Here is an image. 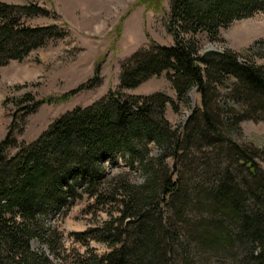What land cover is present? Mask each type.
Segmentation results:
<instances>
[{
	"label": "trees",
	"instance_id": "trees-1",
	"mask_svg": "<svg viewBox=\"0 0 264 264\" xmlns=\"http://www.w3.org/2000/svg\"><path fill=\"white\" fill-rule=\"evenodd\" d=\"M258 12L264 13V0H170L167 30L175 44L152 42L123 61L116 91L62 115L31 143L18 144L13 121L0 143V264H52L32 242L59 249L49 216L86 196L109 218L74 236L85 245L102 243L108 252L91 251L77 264H201L203 259L191 257L193 244L203 254L226 247L222 251L232 264H264V171L256 162H264V150L233 143L224 131L240 119L232 118L233 108L224 119L215 103L230 84L231 96L264 116V63L241 60L230 50L201 55L197 39L200 33L219 39L221 28ZM40 15L52 12L34 3L0 5V64L22 60L48 40L66 36L65 24L20 23ZM163 73L178 101H188L193 87L200 97L182 128H173L165 117L168 105L178 110L167 95L126 93ZM102 80L98 64L94 76L69 95L97 88ZM149 144L160 156H149ZM213 146L229 161L217 163L207 178L210 163L202 162L203 170L195 166L203 147ZM10 149L17 152L9 155ZM125 154L142 170L144 183L123 176L108 181L105 164Z\"/></svg>",
	"mask_w": 264,
	"mask_h": 264
},
{
	"label": "rangeland",
	"instance_id": "rangeland-1",
	"mask_svg": "<svg viewBox=\"0 0 264 264\" xmlns=\"http://www.w3.org/2000/svg\"><path fill=\"white\" fill-rule=\"evenodd\" d=\"M33 3L50 10L52 15L23 17L21 25L41 28L65 24L67 34L64 38L48 40L43 47L32 50L22 60L6 59L0 64V143L7 137L13 121H16L15 138L18 144L35 141L62 115L78 107H88L110 91H116L119 87L121 64L134 53L152 42L161 46L175 44L167 30L170 0H0L1 6ZM197 39L199 53L203 43L212 40L215 41L212 47L218 49L212 52L230 50L237 53L241 60L248 58L262 65L264 13L258 12L252 17L236 20L228 27L221 28L219 39L211 38L206 33L198 34ZM98 64H101L102 84L97 88L69 95L94 76ZM229 85L220 89V97L215 99V103L224 119L228 116V110L233 108L235 114L232 118L240 119V123L238 128L235 125L226 126L224 132L233 143L260 153L264 150V120L260 119L264 117L263 113L250 111V106L245 102L231 96ZM126 93L134 96L163 93L170 97L178 106L175 111L168 105L165 112V117L173 128L184 127L194 109L201 104L196 87L189 91L188 101H178L166 73L153 77ZM63 96L68 97L62 100ZM36 105V111L26 115ZM149 149V156H160L161 151L154 144H149ZM214 151V146L203 147L202 153L197 156L200 159L196 162L197 170H203L202 162L210 163L207 178L214 175L217 163L220 165L229 161L225 155H218ZM16 152V149H10L8 153L14 155ZM131 162V157L126 154L117 156L113 163L107 162L105 170L108 181L123 176L133 184L144 183L142 170L138 164ZM167 162L171 163L170 160ZM256 162L264 171L263 160L258 158ZM196 173L201 174L199 171ZM238 174L243 177L239 171ZM187 176L190 177V174ZM93 204L94 200L86 196L68 211H58L49 216L48 229L56 236L59 249L53 251L47 244L37 240L32 242V249L47 257L52 264H77L80 256L92 252L97 255L108 252V248L102 243L90 240L85 245L74 236L100 226L109 218L107 210L94 208ZM224 248L217 249L212 254H203L193 244L190 254L196 262L203 259L200 260L201 264H217L218 261L232 264L222 251ZM238 249L239 244L235 251Z\"/></svg>",
	"mask_w": 264,
	"mask_h": 264
},
{
	"label": "clouds",
	"instance_id": "clouds-1",
	"mask_svg": "<svg viewBox=\"0 0 264 264\" xmlns=\"http://www.w3.org/2000/svg\"><path fill=\"white\" fill-rule=\"evenodd\" d=\"M215 43V41L208 40L203 43V46L200 49V54L201 55H207L209 52L212 51H218V49H214L212 45Z\"/></svg>",
	"mask_w": 264,
	"mask_h": 264
}]
</instances>
